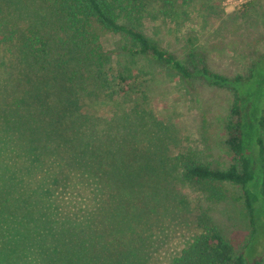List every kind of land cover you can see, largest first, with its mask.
<instances>
[{
    "label": "rangeland",
    "instance_id": "1",
    "mask_svg": "<svg viewBox=\"0 0 264 264\" xmlns=\"http://www.w3.org/2000/svg\"><path fill=\"white\" fill-rule=\"evenodd\" d=\"M198 4H160L171 20L145 19L142 30L182 61L192 46L216 73L252 75L237 87L255 128L264 102V0H206L212 10ZM45 10L41 0H0V264H63L67 258L80 264L82 245L85 259L98 256L97 264H168L205 223L235 249L243 247L249 228L243 207L231 197L237 189L217 186L224 194L219 198L207 184L185 178L182 169L188 161L229 166L225 125L234 92L199 79L188 86L149 58L125 53L118 35L100 32L111 63L103 68L102 84L90 80L78 89L80 116L98 120L99 131L125 115L124 133L132 142L128 157L163 167L149 172L133 194L114 188V182L104 185L99 174L87 179L65 166L67 152L56 136L37 142L29 131L34 119L54 121L32 98L40 80L50 78L52 63L22 47L26 31L39 30L51 36V60L62 49L63 35L48 20L42 23ZM59 127L67 130V123ZM261 137L264 143V130Z\"/></svg>",
    "mask_w": 264,
    "mask_h": 264
},
{
    "label": "trees",
    "instance_id": "2",
    "mask_svg": "<svg viewBox=\"0 0 264 264\" xmlns=\"http://www.w3.org/2000/svg\"><path fill=\"white\" fill-rule=\"evenodd\" d=\"M190 1L195 0H41L46 9L42 23L48 20L52 29L63 35V39L62 49L51 60L48 55L52 46L50 34H39V30L37 33L26 31L29 36L23 40L24 52L47 66L52 63L50 78L40 80L32 98L38 101L40 110L54 120L48 125L44 120L34 119L29 131L37 142L45 143V135L56 136L58 144L67 152L68 160L64 164L68 169L87 175V179L98 178L99 174L104 185L112 186L114 182L117 185L114 188L132 190L131 194L140 192L144 184L142 180L147 174L151 171L154 174L157 166H162L161 163L148 164L147 160L140 164L142 157L133 161L137 155L132 153L128 157L126 150L130 149L132 142L124 133L127 129L125 115L117 120L119 123H109L99 131L95 126L98 120L91 122L87 116H80L78 89L84 88L85 82L90 80L102 84L98 81L106 79L107 75L103 68L111 63V54L104 52L100 45V32L118 35L127 45L123 49L125 53L149 58L176 74L188 86L194 79H199L210 87L233 91L224 141L232 156L231 163L224 169H213L209 165L188 161L182 169L185 178L207 184L219 198L224 197L223 190H216L215 187L237 189L231 197L241 204L245 212L248 240L243 247L235 249L216 227L205 223L203 225L208 226L203 227V232L168 264H264V143L261 137L264 102L254 128L246 119L241 90L237 87L252 75L243 78L216 73L209 68L205 54L192 46L187 47L186 60L182 61L152 42L142 30L145 19L165 17L171 20L170 14L160 12V4L168 2L175 5ZM205 3L206 0H199L198 5L206 7L205 10L215 8ZM40 67L46 69L42 64ZM118 77L122 82L126 81L121 74ZM60 123H67V130L60 128ZM87 252L82 245L76 262H102L98 256L85 259ZM63 264L73 262L67 258Z\"/></svg>",
    "mask_w": 264,
    "mask_h": 264
}]
</instances>
